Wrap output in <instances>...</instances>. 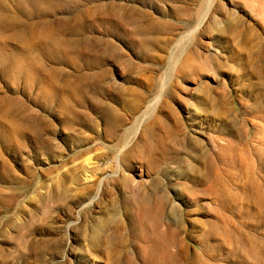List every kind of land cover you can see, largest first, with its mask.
Instances as JSON below:
<instances>
[{
    "label": "rangeland",
    "instance_id": "374dc122",
    "mask_svg": "<svg viewBox=\"0 0 264 264\" xmlns=\"http://www.w3.org/2000/svg\"><path fill=\"white\" fill-rule=\"evenodd\" d=\"M212 1L0 0V264H264V0Z\"/></svg>",
    "mask_w": 264,
    "mask_h": 264
},
{
    "label": "bare ground",
    "instance_id": "6f19581e",
    "mask_svg": "<svg viewBox=\"0 0 264 264\" xmlns=\"http://www.w3.org/2000/svg\"><path fill=\"white\" fill-rule=\"evenodd\" d=\"M41 1H45V0H30V2L31 3H38V2H41ZM208 1V8L211 6L210 4H211V2L213 3V1L212 0H207ZM47 4V3H46ZM44 6V5H43ZM49 6V5H48ZM258 7V6H257ZM207 8V9H208ZM50 9V8H49ZM210 9V8H209ZM202 22V21H201ZM200 22V23H201ZM200 23H199V25H200ZM88 85H79L78 86V90H79V96H78V98H79V101H80V103L84 106V107H86L87 108V103H88V101L90 100V94H89V90H88V88H86ZM102 94H103V92H101ZM92 100V99H91ZM90 100V101H91ZM96 100L98 101V102H100L101 101V99H99L98 97L96 98ZM89 101V102H90ZM93 101V100H92ZM92 103H94V102H92ZM106 113V112H105ZM109 116V115H108ZM84 117H86L87 119L88 118H90V116H89V114H87V113H85L84 112ZM116 119V118H115ZM114 122V120L112 121V123ZM111 124V123H110ZM115 125V123L114 124H112L111 125V129H112V127ZM160 126L162 127V128H164V129H166V130H168L169 128H168V126L166 125V124H163V123H160ZM152 135H154V132H152ZM158 146L159 145H156V144H154V143H152L151 141L147 144V147H146V149H147V159H146V162H147V167H150L151 168V166H153V162L155 161V159H156V155H159V154H157V153H159L160 152V148H158ZM156 154V155H155ZM124 157H125V155H123V159H124ZM157 157H159V156H157ZM127 159H128V156L126 157ZM156 160H158V159H156ZM144 163V162H143ZM155 164V163H154ZM155 167V166H154ZM152 170V169H151ZM124 176V175H123ZM142 176V171H141V175H140V177ZM106 177V176H105ZM126 177V178H125ZM124 178H123V180H124V182L125 183H127L128 182V178H127V176H125ZM140 183V182H139ZM144 187V185L141 187V185L140 184H136L135 186L133 185V186H130V188H131V190L133 191V193H135V194H138V195H142V196H152V195H155L156 194V190L155 189H150V188H146V186H145V188H143ZM166 204H167V207H168V209H165V207L163 206V207H161L158 211L159 212H161V214H164L165 215V221H169V223H167V225H166V228L164 227V225H165V223L163 222V227L165 228L164 230L162 229L161 231L159 230V227H157L156 228V232H157V234H158V237H154V242L157 244V245H159L160 244V242L159 241H163V240H166L165 239V237H164V235H165V232H167V231H169L170 230V220L171 221H175L176 219H174L173 218V216H172V210L171 209H169L170 207H175V205H174V203L172 202V199L170 200V199H168V202H166ZM161 224H162V221H161ZM161 227V226H160ZM164 234V235H163ZM173 234H174V232H173ZM173 234H172V236H173ZM175 235V234H174ZM156 238H157V240H156ZM170 238V237H169ZM171 240H172V238H171ZM150 251H154V249H151ZM172 253V252H171ZM148 257L149 258H147V262L148 263H153V264H171L170 263V259L172 258V255L168 252V251H164L163 252V255L161 256V257H159V258H156V256H155V253L154 252H150V253H148Z\"/></svg>",
    "mask_w": 264,
    "mask_h": 264
}]
</instances>
